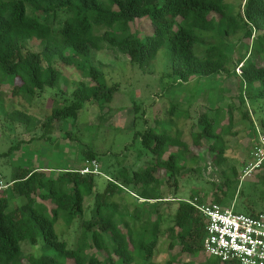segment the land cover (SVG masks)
Instances as JSON below:
<instances>
[{"label":"trees","instance_id":"1","mask_svg":"<svg viewBox=\"0 0 264 264\" xmlns=\"http://www.w3.org/2000/svg\"><path fill=\"white\" fill-rule=\"evenodd\" d=\"M144 18L150 19L153 32L141 38L132 27L136 20ZM100 29H105L104 33L96 32ZM238 35L239 43L247 40L249 44L245 55L232 67L229 45L224 39ZM58 37L60 40H56ZM30 40L39 41L42 51H26L24 43ZM163 47L170 54L174 87L193 78L225 75L238 79L241 102L245 100L243 93L253 101H264V0H246L238 13L227 0H0V83L12 86L13 96L34 98L46 88L58 87L62 74L54 67L56 60L91 81L76 87L70 100L53 108L44 121L19 110L8 116L25 125L27 131L39 124L47 131H57L68 120L76 124L87 104H96L103 116L108 115L118 89L109 86L101 67L92 63L93 52L113 49L135 65L155 61ZM236 68L241 70L239 75ZM219 112L223 110L215 114ZM215 114L202 115L192 127L191 136L196 147L209 144L213 161L224 167L227 149L216 132L220 113ZM261 126L264 129V119ZM139 137L151 155L147 165L140 171L122 169L114 178H108L106 189L95 194L96 216L81 220L80 238L73 248L60 238L56 226L60 221L70 226L83 218L85 200L95 193L100 174L15 167L11 180L6 181L7 188L0 190V264L150 263L162 234L161 217L151 226L148 221L173 202L178 205L174 225L169 229V248L179 246L181 252L197 257L203 250L207 225L197 209L204 204L203 198L175 197L178 176L186 167L189 151L183 133L149 129ZM17 148L1 153L0 159L12 156ZM82 156L88 163L99 158L89 147ZM232 171L235 178H227L218 187L221 194L215 196V203L222 207L226 196L235 192L239 184L235 168ZM0 175L5 178L1 172ZM119 189L133 193L148 208L147 220L140 210L135 212L143 220L140 226L133 228L111 201ZM20 199L23 202L18 204ZM256 214L251 211L249 215ZM40 238L44 242L43 255L26 256L22 244L36 245ZM99 253H105V260H100ZM214 263L223 264L216 260ZM167 264L174 262L169 260Z\"/></svg>","mask_w":264,"mask_h":264},{"label":"rangeland","instance_id":"2","mask_svg":"<svg viewBox=\"0 0 264 264\" xmlns=\"http://www.w3.org/2000/svg\"><path fill=\"white\" fill-rule=\"evenodd\" d=\"M245 1L227 0L236 13L242 9ZM55 26L59 27L58 24ZM132 29L141 38L153 32L149 18L136 20ZM104 31L100 29L96 32L101 34ZM240 36L224 39L229 45L227 53L232 59V67L240 56L245 55L249 44L247 40L239 43ZM56 40H60V37ZM24 47L26 51L34 52H40L43 48L37 40L25 42ZM262 62L264 64V57ZM92 63L101 67L107 84L118 89L109 106L112 112L103 116L96 104H87L80 112L76 124L68 120L57 131H47L46 126L41 124L27 131L25 125L12 121L8 115L13 110H19L44 121L51 115L53 108L70 100L76 87L82 83L91 84L88 78L75 68L66 67L56 60L54 67L62 74L59 86L46 88L34 98L13 96L12 86L8 82L0 83V154L8 152L11 147H18L12 156L0 159V172L5 175V184L11 180L15 167L30 170L43 167L84 170L89 166L82 156L84 149L89 147L99 154L97 162L100 176L96 179L95 193L85 200L83 218L77 219L70 226L63 221L56 226L58 235L70 248L75 247L80 238L81 220H90L96 216L95 194L106 189L108 178L116 176L122 169L140 171L147 165L151 155L142 147L139 135L149 129L160 133L178 130L183 133V140L189 148L186 167L178 176L175 197L189 200L191 195H195L196 198H203L204 204L212 205L216 194H221L218 187L223 186L227 178H235L232 171L235 168L239 184L235 192L226 196L223 207L234 206V211L247 215L251 213L246 211L248 208L259 207V210H255L257 214L261 209L264 210V161L258 169L254 167L260 159L256 154L260 137L264 133L261 126L264 101H253L243 93L245 100L241 102L238 79L225 75L210 79L193 78L187 84L174 87L170 54L166 47L160 50L155 61L144 64L133 65L126 56L108 48L94 51ZM235 71L237 75L241 73L239 68ZM230 107H233L232 111ZM216 110H223V113L219 112L218 116ZM204 114L218 116L216 132L225 141L227 149L224 167H219L213 161L214 155L208 148L209 144L204 143L203 147L193 144L192 127ZM43 135L46 137L42 138ZM111 201L115 203L121 217L130 221L133 228L143 223L136 216V210H140L145 220L150 216L148 208L131 192L119 189ZM16 202L21 204L23 200ZM171 204L161 208L148 221L151 226L160 216L162 234L155 258L147 264H167L169 260H173L174 264H215V260L203 250L194 257L181 252L179 246L172 250L169 248V229L174 225L178 203ZM109 244L111 246L110 241ZM22 250L26 256L40 257L44 253V242L40 238L36 245L23 243ZM88 254L91 256L93 250ZM98 255L100 260H105V253ZM113 260L116 262L117 257L113 256Z\"/></svg>","mask_w":264,"mask_h":264},{"label":"built area","instance_id":"3","mask_svg":"<svg viewBox=\"0 0 264 264\" xmlns=\"http://www.w3.org/2000/svg\"><path fill=\"white\" fill-rule=\"evenodd\" d=\"M255 168L264 161V136L256 154ZM82 174H100L98 163H88ZM0 175V190L6 189ZM197 209L206 219L205 237L202 242L204 253L223 264H264V212L255 216L236 213L217 203L198 205Z\"/></svg>","mask_w":264,"mask_h":264},{"label":"crops","instance_id":"4","mask_svg":"<svg viewBox=\"0 0 264 264\" xmlns=\"http://www.w3.org/2000/svg\"><path fill=\"white\" fill-rule=\"evenodd\" d=\"M43 168H50V169H52V167H43ZM36 169H38V168H36ZM235 205V204H234ZM259 207H252V208H248V209H246V211H254L255 212V210H259L258 209ZM226 209H228V210H234V206H232L231 208L229 207V208H227L226 207ZM262 210V209H261ZM261 212V211H260ZM259 212V213H260ZM244 214V213H243ZM249 215V214H248Z\"/></svg>","mask_w":264,"mask_h":264}]
</instances>
